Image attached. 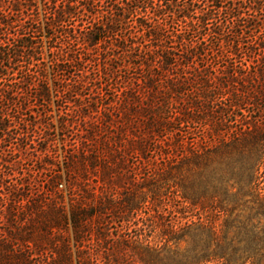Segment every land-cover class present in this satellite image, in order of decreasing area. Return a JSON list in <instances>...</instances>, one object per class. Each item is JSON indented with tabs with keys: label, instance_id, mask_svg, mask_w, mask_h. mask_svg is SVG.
I'll return each instance as SVG.
<instances>
[{
	"label": "trees",
	"instance_id": "16d2710c",
	"mask_svg": "<svg viewBox=\"0 0 264 264\" xmlns=\"http://www.w3.org/2000/svg\"><path fill=\"white\" fill-rule=\"evenodd\" d=\"M0 264H264V0H0Z\"/></svg>",
	"mask_w": 264,
	"mask_h": 264
},
{
	"label": "rangeland",
	"instance_id": "374dc122",
	"mask_svg": "<svg viewBox=\"0 0 264 264\" xmlns=\"http://www.w3.org/2000/svg\"><path fill=\"white\" fill-rule=\"evenodd\" d=\"M53 105V104H52ZM54 108H55V105H54ZM55 113V112H54ZM58 145H59V143H58Z\"/></svg>",
	"mask_w": 264,
	"mask_h": 264
}]
</instances>
